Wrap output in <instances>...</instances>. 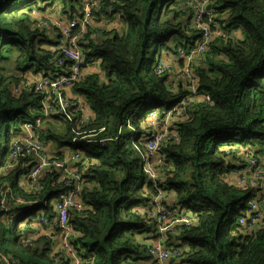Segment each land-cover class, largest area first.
I'll use <instances>...</instances> for the list:
<instances>
[{
    "label": "trees",
    "instance_id": "trees-1",
    "mask_svg": "<svg viewBox=\"0 0 264 264\" xmlns=\"http://www.w3.org/2000/svg\"><path fill=\"white\" fill-rule=\"evenodd\" d=\"M79 4L82 0H0V133L5 129L0 171L9 158L10 132L18 134L23 118H35L29 108L36 105V95L24 93L18 98L12 88L26 72L54 68L55 56L47 48L52 39L32 13L56 7L66 13L65 19H71L81 15ZM107 6L120 11V26L88 27L81 42L86 60L99 61L100 73L85 76L72 90L87 102L94 117L82 133L65 122L59 134L48 136L57 145L71 147L75 146L71 139L80 138L75 146L83 154L79 167L90 173L80 198L83 208L70 212L72 243L81 264H130L145 259L142 239L154 225L136 210L147 204L155 188L141 168L144 134L140 125L150 111L159 115L173 110L187 94L185 83H166L154 64L164 52L177 54L199 38L189 24L190 4L104 0L100 13L106 16ZM212 8L218 14L216 22L229 35L214 40L196 60L198 91L208 93L210 101L196 99L182 120L172 115L177 141L170 140L162 149V184L173 190L175 203L192 210L197 219L179 230V242L189 247L185 262L264 264V208L258 205L263 215L255 229L241 228L238 219L253 196V187L242 189L225 180L238 164L236 153L229 155V149L236 152L234 146H241L264 155V0H214ZM95 21L101 22L100 15H95ZM24 170L18 165L1 172L0 189H9L24 200L52 197L47 201H53L58 188L48 177L37 195L19 185ZM41 206L21 204L20 217L41 209L52 224L54 208ZM2 220L0 212V228L8 244L0 241V264H69L64 253L50 254L45 236L30 239L19 226L9 228V221Z\"/></svg>",
    "mask_w": 264,
    "mask_h": 264
},
{
    "label": "built area",
    "instance_id": "built-area-1",
    "mask_svg": "<svg viewBox=\"0 0 264 264\" xmlns=\"http://www.w3.org/2000/svg\"><path fill=\"white\" fill-rule=\"evenodd\" d=\"M103 2L104 0H82L81 19L84 22L83 24L61 19L58 21L56 28H50L40 22L45 29H52L57 33L55 40L56 37L61 39L59 46L51 51L54 56L58 57L54 59L53 70L61 73H57L56 76L52 72L47 74L29 73L24 76L18 85L12 88L14 95L18 98L24 93H32V90L37 92L42 99V103L29 108L32 116H35L34 119L25 117L21 120L19 129L21 134L12 138L9 158L3 164L1 170V172L10 171L18 165H22L25 170L20 176V182L25 183L22 187L26 189L28 194L37 195L43 191L44 184L42 181L45 177L52 180L58 188L56 201L54 202L56 207L52 210L55 214L53 228L60 234L62 251L55 254L64 253L69 260V264L82 263L72 243L74 231L70 223V212L72 210L79 211L83 208L80 198L83 194L85 180L90 173L84 168L76 169V165L83 161V154L78 149L76 150L75 146L65 145L67 148H72L73 151L69 154H63L60 160H56L57 157L50 156L38 130L42 128L43 123L51 120L63 127L64 125L59 121L60 118L72 120L77 116L72 126H85L93 119L94 114L86 107L88 104L85 100L78 99L72 91L62 90L63 88L74 87L76 83L85 77L86 53L82 40L79 39L78 35H74L73 31L77 29L87 31L89 26L94 25L92 19L100 13ZM213 2L214 0H193V2L188 0V4L192 8L189 24L201 37L197 40L193 49L185 51L180 48L177 50V59H182V74L184 76V79L179 82L186 84L188 94L185 95V99L187 101L194 102L196 99L203 102L210 101L208 93L200 92L199 95H195L199 91L197 80L192 75L193 56L202 51L208 52L218 36L229 34V31L223 25L216 22L215 12L212 9ZM112 10L115 9L112 6H107L106 13L110 14ZM53 44L56 45V42H53ZM170 66L172 65L168 61L160 57L156 72L168 70ZM186 110L185 103L180 101L173 110L166 113L163 112L158 115L157 111H150L140 125L143 134L147 136L142 137L146 151L141 154V157H149L155 153L159 154L158 157L151 158L147 164L141 167L147 180L155 188V192L151 193L147 204L138 210L154 225L153 231L144 234V237L148 238V241H145L146 253L151 258L149 261L145 260L144 264H173L174 262L188 264L184 261V254L189 250V247L181 245L179 241L176 242V245H169L167 243L168 235L175 228L191 227L197 219L195 214L191 212L192 210L182 209L176 203L173 208L164 206V199L168 192H173V190L162 184L165 179V160L161 156L162 149L167 142L170 140L177 141L175 126L171 125L173 124L171 122L172 115L179 116L182 120ZM129 127L132 129L130 125ZM79 139L74 136L71 139V144L80 143ZM99 141H103V139H99ZM245 150L242 154L236 150L234 152V149L227 151L229 155L236 153L234 158L238 159V164L226 176L225 180L238 188L248 189L253 187L251 189L253 196L248 200L246 209L238 219L239 226L249 231L256 228L263 215L257 209L258 205L264 208V155H259L258 150ZM260 156H263L261 161L258 159ZM31 163L36 165L29 169L28 165ZM50 199L52 197L48 198V200ZM12 200L15 201L13 207L21 204L32 205L33 203L40 206L43 202L30 199L24 200L16 196ZM0 205L5 206V198L0 199ZM3 211L4 213L8 212L5 208ZM41 222L42 225L48 224L45 217H41ZM57 228H60V230H57ZM130 264L142 263L141 261L139 263L130 261Z\"/></svg>",
    "mask_w": 264,
    "mask_h": 264
},
{
    "label": "crops",
    "instance_id": "crops-1",
    "mask_svg": "<svg viewBox=\"0 0 264 264\" xmlns=\"http://www.w3.org/2000/svg\"><path fill=\"white\" fill-rule=\"evenodd\" d=\"M181 2H182V0H178L179 4H181ZM80 6L82 7V4L76 5V8H79V10H81ZM79 10L77 12H79ZM69 13H71V11ZM65 14L66 13H62L60 11V8L52 7V8L47 9L46 11L33 12L32 13V18L35 20L36 18L37 19H41L43 16H47V17H59V18L65 19L64 18L66 16ZM98 15L104 16L102 19L110 18L106 22L105 21L98 22V21L94 20V25L97 26L98 28H105L106 30H111L112 28H118L120 26V22H119L120 20L117 19L116 17H108V16L103 15L101 13H99ZM215 16H216V18L218 17V14L216 12H215ZM66 21H68V20H66ZM46 31H47L48 37L50 39H52V44H53V42L57 43V41L55 40V35L57 33L54 30H52V29H46ZM52 44H50V45H52ZM161 56L166 61H168L174 68L178 67V63H177L178 59L174 57V54H172L170 52H164ZM197 63H198V60H197ZM99 67L100 66H99V61L98 60H94L93 62L86 63V66L84 68L85 76L91 75V74H94V73H100ZM175 82L176 81H171L170 83L173 84ZM86 107L89 108L88 105ZM54 127H57V128H54ZM58 128H62V126L56 124L53 120H51V121H46L45 123H43L42 135L40 134V130H38L39 135L42 137L41 139L44 141V143L47 146L48 153L52 157H61L63 154H69V153H71L73 151V149L70 148V147L67 148V147H65V145H57V144L53 143L52 140L48 137L49 134L50 135L54 134V133L55 134H59L62 130H60ZM20 134H21V132H18V134L16 133L15 135L18 136ZM15 135H14V137H15ZM14 137H12V138H14ZM234 147L237 149V152H239L240 154H242L243 151H246L245 149L243 150V149L239 148L238 146H234ZM2 163L3 162H1V164H0V169H1ZM0 173H1V171H0ZM47 200H48V198H46V199L42 198L40 200V201H43L41 205H43L44 202L47 201ZM11 201H12V203L10 202V205L12 207L15 206V201L14 200H11ZM175 201L176 200H175L174 193L173 192H168L166 198L163 201V204H164L165 207L173 208L174 205H175ZM8 204H9V202H8ZM24 206H25V204H24ZM54 207H56L55 204H54ZM42 215L45 216L46 212L43 213ZM12 218H15V219L12 220ZM2 219L6 220V222L4 221L5 224L7 223V221H9L10 224L18 222L17 223V226H19L18 229L19 230H23V234L27 235L28 238H30V239H34L37 236H45L46 239H48L49 242H50V247H51L50 254L52 256H55L56 252L62 251V244H61L60 234H59L58 231H56L53 228V224H54V220L55 219L53 220L52 224H49V222H48L47 225H42L40 223H37L36 221H34L32 223H28L29 220H25L24 221L23 218L20 217L19 212H17V214L14 215V217H9V216H6V215H2ZM179 230H180L179 227L177 229L175 228L174 231L168 235L167 243L169 245L173 246V245L177 244L176 242L179 241L178 240ZM141 237H142V235L139 237V239ZM30 239H28V241ZM145 241H148V238L144 237L142 239V242H145ZM21 242L25 243V240H22ZM80 259H81V257H80ZM145 260L146 259H141V260L136 261V263H139L141 261V263L144 264ZM173 264H182V263L181 262H174Z\"/></svg>",
    "mask_w": 264,
    "mask_h": 264
},
{
    "label": "bare ground",
    "instance_id": "bare-ground-1",
    "mask_svg": "<svg viewBox=\"0 0 264 264\" xmlns=\"http://www.w3.org/2000/svg\"><path fill=\"white\" fill-rule=\"evenodd\" d=\"M83 5V4H82ZM181 5H188V0H184L183 2H181ZM82 9H83V6H82ZM82 15V14H81ZM81 15L80 16H74L73 18H71V19H67L68 21H70V22H72V21H74V22H76V23H78V24H83L84 22L82 21V19H81ZM112 16V17H116V18H120L121 17V13H120V11H118L117 9H115V10H112L111 11V13L108 15V16ZM104 16H101L100 15V19H101V21H105L106 22V19H102ZM62 18H58V17H47V16H43L41 19H35L36 20V22H42L45 26H47V27H50V28H56L57 27V23H58V21L59 20H61ZM92 20H95V16L93 17V19ZM87 31L85 30V31H79V29H77V30H74L73 31V34L74 35H78V37H80L79 39L81 40L82 38H83V36L85 35V33H86ZM96 35H98V33H96ZM228 35L229 34H227V35H224V36H218L216 39H226V38H228ZM201 37V35H199V38ZM91 38H95V35H92L91 36ZM199 38H198V40H199ZM56 41H57V43H56V45H50V46H47V48L49 49V50H51L52 51V49L53 48H55V47H58L59 46V44L61 43V39L59 38V37H56ZM197 42V41H196ZM196 46V43H195V45L194 46H191V47H186V48H183L185 51H188L189 49H193L194 47ZM204 51H202V52H200V53H197V54H194V61L192 62V68H193V71H192V75H193V77L195 78V80H199V76H198V74H197V71L194 69V65H195V63H196V60L198 59V58H201L203 55H204ZM161 57V56H160ZM160 57L157 59V62L154 64V69H155V72H156V67H157V65H158V63H159V61H160ZM174 57L175 58H177V54H174ZM58 57L57 56H55V59H57ZM85 62L86 63H88L89 61H87L86 60V57H85ZM90 62H93V61H90ZM177 63H178V67L177 68H174L173 66H170V68L168 69V70H164V71H162V72H156L157 74H159V75H164V76H166V83H170L171 81H176V82H178V81H180V80H183L184 79V76H183V74H182V59L180 58V59H178V61H177ZM50 72H52V74L54 75V76H56V75H58L57 73H61V72H57V71H54L53 69H49V70H47V71H44V72H39V73H42V74H47V73H50ZM29 73H32V72H26L25 73V75H27V74H29ZM60 75V74H59ZM85 75V74H84ZM184 91H186L187 90V87L184 85ZM73 90V87H70V88H63V90L62 91H72ZM32 93L33 94H35L36 95V97H37V103H36V105H40L41 103H42V99H41V97L37 94V92H35V91H33L32 90ZM187 94H188V91H187ZM186 94V95H187ZM200 94V92H196L195 93V95H199ZM78 99H80V100H84L83 98H82V96H80V95H78L77 94V96H76ZM180 101H183L184 103H185V106L187 107V109H188V107L189 106H191V105H194V102H192V101H187L186 99H185V96L180 100ZM77 118V116L75 117V118H73L72 120H68V119H65V118H60L59 119V121H60V123L63 125V123H65V122H68V123H70L71 125H73V123H74V121H75V119ZM76 128H77V130H79V132L81 133V129L83 128V126L81 125V126H79V125H77V126H74V131H76ZM16 134V133H15ZM14 133L11 135L12 137H14V135H15ZM146 135H143V137H145ZM12 137H11V139H12ZM147 137V136H146ZM79 144V143H78ZM75 146H76V144H74ZM145 148H144V153H145ZM159 156V154L158 153H155V154H153L152 156H149V157H144V158H142L141 157V162H142V166L143 165H145V164H147V162L151 159V158H153V157H158ZM60 158L61 157H57L56 158V160H60ZM260 161L263 159V156H260L259 158H258ZM36 164L35 163H31V164H29L28 165V168L29 169H31V168H33L34 166H35ZM79 168H81V169H83L82 167H79V165H76V169H79ZM63 173V172H62ZM25 183L24 182H19V185L20 186H23ZM1 190V189H0ZM57 196V195H56ZM56 196H55V198L53 199V201H50V202H48V201H45L44 202V205H46V206H51V207H53L54 208V202L56 201ZM5 198V206L4 207H2V205H0V212H1V214L2 215H6V216H9V217H14V212H19L18 211V209H19V206H17V207H12L11 205H10V202L12 203V199L15 197V194L12 192V191H9L8 189H4V190H1L0 191V199L1 198ZM44 199H46V198H44ZM8 202H9V204H8ZM33 205H38L37 203H33L32 205H30V206H33ZM42 208L43 207H45V206H41ZM4 208L8 211V212H5L4 213ZM139 214H140V212L138 211V210H136ZM36 213H38V216H37V221H39L40 223H42L41 222V217H45V216H43L42 214L44 213L43 212V210H39V211H35ZM46 218V220L48 221V219H47V217H45ZM55 219V218H54ZM49 222V221H48ZM57 230H60V228H57ZM247 231V230H246ZM145 259L147 260V261H149V260H151V258H150V256L146 253L145 254Z\"/></svg>",
    "mask_w": 264,
    "mask_h": 264
},
{
    "label": "rangeland",
    "instance_id": "rangeland-1",
    "mask_svg": "<svg viewBox=\"0 0 264 264\" xmlns=\"http://www.w3.org/2000/svg\"><path fill=\"white\" fill-rule=\"evenodd\" d=\"M4 133H5V129L4 130H2V132L0 133V161H1V153L4 151V149H5V136H4ZM13 133L12 132H10V137H12L11 135H12ZM235 142V141H234ZM235 144H236V142H235ZM242 145V144H241ZM248 146V145H247ZM239 147H241V146H239ZM36 214V215H35ZM34 215H31V214H27V215H23L21 218H23V220L25 221V220H33V221H35L34 219L35 218H37V216H38V213H35ZM18 223V222H17ZM17 223H11L10 224V222H8L7 223V227H9V228H14L15 226L17 227ZM3 227L2 228H0V241L3 243V241H4V243L6 244V245H8L7 244V242L5 241V239H4V237H3ZM3 243V244H4ZM4 244V245H5ZM14 248L16 249V251H18V252H21L22 250H21V247L19 246V245H16L15 244V246H14ZM131 262H135V261H131Z\"/></svg>",
    "mask_w": 264,
    "mask_h": 264
}]
</instances>
